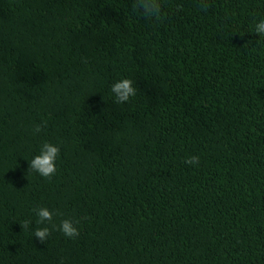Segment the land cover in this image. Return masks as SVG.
<instances>
[{
    "label": "trees",
    "instance_id": "obj_1",
    "mask_svg": "<svg viewBox=\"0 0 264 264\" xmlns=\"http://www.w3.org/2000/svg\"><path fill=\"white\" fill-rule=\"evenodd\" d=\"M132 2L0 0V264H264V0Z\"/></svg>",
    "mask_w": 264,
    "mask_h": 264
},
{
    "label": "clouds",
    "instance_id": "obj_2",
    "mask_svg": "<svg viewBox=\"0 0 264 264\" xmlns=\"http://www.w3.org/2000/svg\"><path fill=\"white\" fill-rule=\"evenodd\" d=\"M164 0H133L132 9L134 12H138L145 20L150 22H157L162 18L163 15ZM200 7L202 10L207 11L210 5L204 3L201 0ZM178 10L180 6H177ZM254 34H258L259 37L264 38V19L260 20L255 24ZM111 92L114 96V100L117 104H125L131 100L132 97L136 96L137 89L134 86V82L130 78H123L118 80L111 86ZM44 125L36 124L33 129V133H39L43 130ZM60 155V147L51 143L45 142L41 145L39 154L29 160L30 172L38 173L41 177L51 180L57 172V159ZM189 166H199V156H189L184 161ZM38 219L36 220L37 225H51L36 227L33 235L40 243H46L51 231L53 229L63 233L67 238L76 239L80 235V230L77 225L80 224V219L72 220L70 218L62 219L59 224L53 222L54 216L63 213L59 211L50 210L47 207H40L34 210ZM31 224L30 220H25L21 223L23 229L28 228Z\"/></svg>",
    "mask_w": 264,
    "mask_h": 264
}]
</instances>
